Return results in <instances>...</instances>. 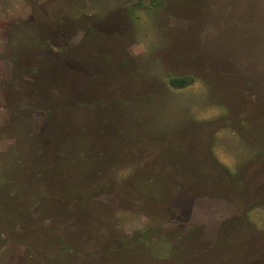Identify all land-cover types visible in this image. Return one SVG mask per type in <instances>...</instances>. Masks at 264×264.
Wrapping results in <instances>:
<instances>
[{
  "label": "rangeland",
  "instance_id": "obj_1",
  "mask_svg": "<svg viewBox=\"0 0 264 264\" xmlns=\"http://www.w3.org/2000/svg\"><path fill=\"white\" fill-rule=\"evenodd\" d=\"M0 264H264V0H0Z\"/></svg>",
  "mask_w": 264,
  "mask_h": 264
},
{
  "label": "trees",
  "instance_id": "obj_2",
  "mask_svg": "<svg viewBox=\"0 0 264 264\" xmlns=\"http://www.w3.org/2000/svg\"><path fill=\"white\" fill-rule=\"evenodd\" d=\"M191 80L186 77H172L169 79V84L175 88H183L189 85Z\"/></svg>",
  "mask_w": 264,
  "mask_h": 264
}]
</instances>
